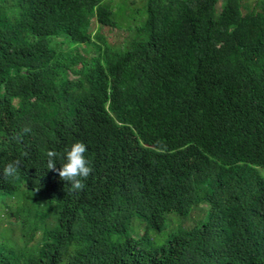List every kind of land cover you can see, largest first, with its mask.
<instances>
[{"label":"trees","instance_id":"1","mask_svg":"<svg viewBox=\"0 0 264 264\" xmlns=\"http://www.w3.org/2000/svg\"><path fill=\"white\" fill-rule=\"evenodd\" d=\"M263 174L264 0H0V264H264Z\"/></svg>","mask_w":264,"mask_h":264},{"label":"clouds","instance_id":"2","mask_svg":"<svg viewBox=\"0 0 264 264\" xmlns=\"http://www.w3.org/2000/svg\"><path fill=\"white\" fill-rule=\"evenodd\" d=\"M24 131L28 129L25 128ZM88 151V144L80 139L64 146L62 150L51 148L46 153L47 167L55 169L56 162L59 160L62 164V167L58 169L59 175L68 181L70 190H83L86 178L93 172L92 162L87 155ZM22 163L23 161L19 158L10 160L4 167L5 175H17Z\"/></svg>","mask_w":264,"mask_h":264},{"label":"rangeland","instance_id":"3","mask_svg":"<svg viewBox=\"0 0 264 264\" xmlns=\"http://www.w3.org/2000/svg\"><path fill=\"white\" fill-rule=\"evenodd\" d=\"M222 6V4L221 3H219V8ZM106 32V34H107V39L108 40H110V41H113L112 39L114 38V37H116V33H115V30H113V31H109L108 32V30L107 31H105ZM263 176H264V174H263ZM193 218V217H192ZM190 219L191 221H190V224L189 225H191V224H193L192 222H193V219ZM162 237H163V234H162Z\"/></svg>","mask_w":264,"mask_h":264}]
</instances>
